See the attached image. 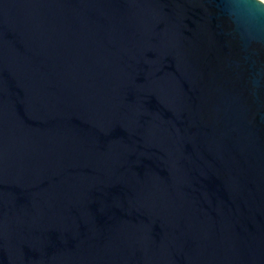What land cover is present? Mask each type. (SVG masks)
Masks as SVG:
<instances>
[{"label":"water","instance_id":"95a60500","mask_svg":"<svg viewBox=\"0 0 264 264\" xmlns=\"http://www.w3.org/2000/svg\"><path fill=\"white\" fill-rule=\"evenodd\" d=\"M0 264H264V2L0 0Z\"/></svg>","mask_w":264,"mask_h":264},{"label":"clouds","instance_id":"9594fccd","mask_svg":"<svg viewBox=\"0 0 264 264\" xmlns=\"http://www.w3.org/2000/svg\"><path fill=\"white\" fill-rule=\"evenodd\" d=\"M261 2H264V0H261Z\"/></svg>","mask_w":264,"mask_h":264}]
</instances>
